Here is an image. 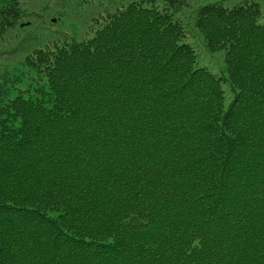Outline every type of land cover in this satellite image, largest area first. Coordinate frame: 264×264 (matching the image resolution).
I'll return each instance as SVG.
<instances>
[{
    "label": "trees",
    "instance_id": "obj_1",
    "mask_svg": "<svg viewBox=\"0 0 264 264\" xmlns=\"http://www.w3.org/2000/svg\"><path fill=\"white\" fill-rule=\"evenodd\" d=\"M206 1H121L2 73L0 264H264V7Z\"/></svg>",
    "mask_w": 264,
    "mask_h": 264
},
{
    "label": "rangeland",
    "instance_id": "obj_2",
    "mask_svg": "<svg viewBox=\"0 0 264 264\" xmlns=\"http://www.w3.org/2000/svg\"><path fill=\"white\" fill-rule=\"evenodd\" d=\"M130 0H19L18 7L28 15H21L17 22H23L6 29L0 36V81L1 75L7 69L16 71L19 66V58L29 50L40 46L50 39H83L89 35V24L98 14H103L107 8L115 7L116 3ZM220 0H207L206 3ZM233 2L237 0H225ZM261 4L264 7V0ZM14 4L11 0H0V3ZM190 9L185 8L182 13L187 30V39L197 51L198 61L207 66L213 72L219 73L222 66V55L210 53L203 46L202 38L195 30L189 27L191 20L188 16ZM193 17V16H192ZM190 28V29H189ZM203 43V44H202ZM21 61V60H20ZM226 88V87H224Z\"/></svg>",
    "mask_w": 264,
    "mask_h": 264
}]
</instances>
